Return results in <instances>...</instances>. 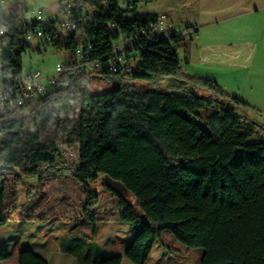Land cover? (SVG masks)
Wrapping results in <instances>:
<instances>
[{"label": "trees", "instance_id": "16d2710c", "mask_svg": "<svg viewBox=\"0 0 264 264\" xmlns=\"http://www.w3.org/2000/svg\"><path fill=\"white\" fill-rule=\"evenodd\" d=\"M140 1L157 0H133V10H121L118 0L80 2L97 11L100 23L98 30H87L83 36L94 43L93 60L107 66L112 57L118 34L108 31V22L117 19L123 33L156 22L158 14L138 12ZM178 45L176 40L144 44L138 69L116 77L122 81L119 88L93 95L89 78L83 77L21 114L0 116V229L18 210L19 183L13 175L37 176L49 165L42 177H71L85 188V213L100 200L91 184L101 181L120 198L121 222L141 227L125 255L132 264H148L165 232L188 249H202L201 264H264V142H249L256 124L216 109L209 99L145 90L137 84L149 81L159 86L165 77L178 75ZM53 46L74 53L78 40L73 36ZM30 48L19 45L15 55L0 57L1 74L21 76L23 56ZM185 80L207 96L255 110L226 94L214 80ZM209 110L213 113L205 121L201 113ZM53 125L67 127L64 133L78 142L75 166L57 169L59 150L43 141ZM125 193L137 204H131ZM10 259V251L0 249V263ZM123 262L116 256L99 264ZM18 264L49 263L26 250L19 254Z\"/></svg>", "mask_w": 264, "mask_h": 264}, {"label": "rangeland", "instance_id": "374dc122", "mask_svg": "<svg viewBox=\"0 0 264 264\" xmlns=\"http://www.w3.org/2000/svg\"><path fill=\"white\" fill-rule=\"evenodd\" d=\"M0 0V18L3 16V13L8 12L10 8L13 10L17 8H22L23 12H27L29 15H32L33 12H36L41 9H48L51 12H56L59 5V0ZM165 0L153 1L148 4L141 6L138 10L140 14L143 13H156L159 11L160 7L163 6ZM167 1V0H166ZM213 1L212 5L215 7L213 12L215 17H224L228 13L232 12L233 8L230 7L234 2L241 3V8L247 11L245 17L235 20L227 21L223 24L228 35L232 36L235 31H240V36L238 40L233 42L243 41L247 39L248 45L237 48V45L230 46L229 42H225V46L222 43H213L210 36L203 37V45H196L197 36L193 40L182 42L180 45V60H181V70L176 76L165 77L160 83L159 86L153 82L139 81L137 83L141 88L145 90H154L160 89L167 93H176L180 95H187L198 98L209 99L214 102L215 108L219 110H224L231 112L233 114L242 116L244 118L250 119L256 124V132L250 138V143H262L264 142V109L263 110H252L246 111L242 108L237 109L234 105L229 103L224 98L214 99L212 96H207L206 93L195 87L193 84H188L187 79H211L216 80L219 86L224 90L226 94L229 95V92L234 90H242L241 96L244 98L251 99L255 101L257 99L264 100V0H211ZM78 4H81L82 0H76ZM184 0H175L174 3L177 6L179 12H183ZM1 9L3 12H1ZM258 10L257 12L255 10ZM31 18V16H30ZM60 20H65L64 15H59ZM169 21L172 20L169 18ZM173 22V21H172ZM236 23V24H235ZM175 25L184 26L185 24H178L174 22ZM257 28L258 31L262 30V35L259 37L261 44L256 45L254 42V29ZM198 29L199 26H198ZM209 29V28H208ZM241 29V30H238ZM243 30H245L243 32ZM259 36V34H257ZM230 47L232 50H229ZM30 49L23 56L22 67L23 74L27 75L35 71H39L44 75H53L56 72V67L58 64H65L70 59V53L54 47V46H39L37 42H32L30 44ZM1 49V47H0ZM234 52V53H233ZM237 58V60L243 63L241 66H237L236 69L230 68L227 64L225 57ZM1 68H0V85H1ZM185 77V78H184ZM89 78L88 90L93 95H98L104 91L119 88L121 85V80L118 78H106L103 76H98L96 74ZM226 87V88H224ZM38 106V105H37ZM36 106V107H37ZM213 110L202 112V116L206 121L207 118L212 115ZM77 116L75 113L74 117ZM67 127L63 126L58 128L56 125L50 126V131L46 132L43 137L44 143H54L59 152L57 155V169H67L70 166H75L78 163V160L65 155L64 152L79 151L78 142L75 137L71 134L64 133ZM1 148V143H0ZM47 167L42 166L37 172V176H29L27 174H21L18 176L15 174L13 178L19 183L17 187V206L18 210L15 215L9 221V226L0 232V244L3 246H8L9 250L15 249V243L20 237H16L18 230L13 226L15 223L19 225L22 221L17 222L16 216L22 212L25 216L28 213L36 214V217L33 219H28L22 223H31L33 222L34 228L39 227V224L36 225V222L43 220L41 217L45 216L49 221L52 219L55 222H60L61 224H70L77 225L80 221L86 220L88 223L93 224L97 223L100 215L98 210L102 208L110 200L116 198V195L112 194L108 190L104 189L100 181L97 184H91V187L97 189L100 192L101 199L98 202L97 206L89 210L90 213H85V207L82 209V215L79 220H74L72 222L71 218H65V213H62V210L67 209V215L77 217L81 214L78 206V199L75 195L67 198L64 197L62 200L58 199L56 196H52L51 200L48 195H44L39 189L47 188H71L74 189L75 181H72L73 178H60V179H47L42 177L47 175ZM41 177V180L39 178ZM80 183V182H79ZM81 185V184H80ZM81 187L85 189L82 185ZM38 191L37 194L33 195L30 192ZM125 198L133 205L137 204V199L130 193H125ZM69 196V195H68ZM43 201H45V206L43 207ZM33 201V202H31ZM76 202L78 209L73 210V202ZM48 202L50 204L48 205ZM86 202V201H85ZM56 203L58 204L56 206ZM67 206V207H66ZM85 206V204H84ZM102 206V207H101ZM45 208H47L45 210ZM60 210V211H58ZM74 217V218H75ZM73 218V219H74ZM106 218L103 214L101 219L104 223ZM114 220L117 222L118 214L113 215ZM117 218V219H114ZM112 220V219H111ZM115 221V222H116ZM115 224V223H114ZM42 225V224H41ZM94 225V224H93ZM104 226H109L105 223ZM40 230L37 229L36 233ZM67 229H59L55 237L58 238L59 234H63ZM112 238V237H111ZM16 240V241H15ZM111 240V239H110ZM58 242V241H57ZM57 244V243H56ZM57 248V247H56ZM85 252V250H77V254ZM204 251L202 249H188L183 244L178 242L170 232H165L163 235L162 242L158 243L153 250V255L150 264H201V258ZM13 264V263H9ZM125 264H132L126 260Z\"/></svg>", "mask_w": 264, "mask_h": 264}, {"label": "built area", "instance_id": "2783aa9c", "mask_svg": "<svg viewBox=\"0 0 264 264\" xmlns=\"http://www.w3.org/2000/svg\"><path fill=\"white\" fill-rule=\"evenodd\" d=\"M2 2H4L2 0ZM121 10H133V0H118ZM139 6L145 5L140 1ZM64 15L65 20H60ZM31 16V18H30ZM97 11L78 4L76 0H62L56 12L41 9L29 15L22 8L13 10L8 16L0 18V57L15 55L19 45L37 42L39 46H53L63 43L73 36L78 47L70 53L65 64H58L53 75H44L39 71L15 77L10 72L1 75L0 116L13 113L21 114L37 105L50 95L67 90L75 79L98 76L116 78L126 77L135 72L140 65V51L144 44H154L161 40L182 42L193 40L198 27L192 24L177 26L170 22L166 14H158L154 24L146 28H136L123 33L117 19L107 23L110 33L118 36L112 44V57L107 66L99 60H93L94 43L84 40L87 30H98L100 23L96 19ZM66 51V50H65ZM68 52V51H67ZM78 160L79 151L64 152ZM49 167V165H44Z\"/></svg>", "mask_w": 264, "mask_h": 264}, {"label": "crops", "instance_id": "0c3cea01", "mask_svg": "<svg viewBox=\"0 0 264 264\" xmlns=\"http://www.w3.org/2000/svg\"><path fill=\"white\" fill-rule=\"evenodd\" d=\"M160 1V0H157ZM175 0H165L163 2V6L160 7L159 11L153 14H166L168 18H170L173 22L178 24H192L195 26H199L198 29L199 36L196 40V45H203V37L210 36L213 43H222L225 46V42H229L228 45L234 46L237 45L236 50L240 47L245 48L248 45L247 39L245 38L243 41L238 43L233 42L231 43L232 39L234 41L238 40L240 36V31H235L232 36L228 35L226 32L225 27L223 24L227 21H235L241 19L246 16L247 11L241 8V3L234 2L230 5L233 8L232 12L228 13L224 17H215L214 15V6L212 5L213 1L211 0H184V8L183 12H179L177 9L176 4L174 3ZM259 10V9H258ZM255 10L256 12L258 11ZM13 11L12 8L8 12L3 13L2 17L8 16ZM1 12L3 10L1 9ZM143 14H152V13H143ZM236 24V23H235ZM209 28V29H208ZM241 30V29H238ZM245 30H243L244 32ZM262 30L254 29V42L258 46L261 44L259 37L262 35ZM259 34V36H257ZM227 45V47H228ZM230 48V47H228ZM229 50H232L231 48ZM234 53V52H233ZM180 57V54H179ZM227 60V64L230 68L236 69L237 66H241L243 63L239 62L237 58L225 57ZM181 59V58H180ZM181 62V60H180ZM214 81H216L214 79ZM217 82V81H216ZM226 88V87H224ZM242 90H232L229 92L231 97L239 98L242 101H245L249 105H251L254 109L263 110L264 109V100H255L252 101L251 99H246L242 97L241 94ZM229 101V100H227ZM232 105V102L229 101ZM237 109L241 107L234 105ZM242 117V116H241ZM244 118V117H243ZM247 119V118H246ZM250 120V119H249ZM251 121V120H250ZM253 122V121H251ZM254 123V122H253ZM74 185V189L71 188H43L39 189L38 191L42 192L44 195H48L51 198L52 196H56L58 199H63L64 197L70 198L72 195H75L78 199V206L81 214L77 217L67 215V209L62 210V213H65V218H71L72 222L76 219L79 220L82 215V209L87 199V194L85 189H83L80 183L76 179H72ZM102 186V185H101ZM37 190L34 192H30V194L35 195L38 193ZM100 194V192H99ZM69 195V196H68ZM101 199V195H100ZM100 201V200H99ZM33 202V201H31ZM44 203L45 201L42 200ZM76 202H73V210L75 211L77 208ZM120 203L121 200L119 197L113 198L105 205V207L101 206L98 212L100 215L99 219L97 220L96 226L93 224L88 223L86 220H82L77 225H68V224H61L60 222H55L53 219L49 221L47 217L42 216L41 218L45 221L40 220V222H36V225L39 224V227L35 226L33 222L31 223H22L28 219H34L36 214L28 213L27 215H23L22 212L16 216V221H22L19 225L15 223L13 226L18 230L16 237H20L17 239L15 243V249L9 250L8 246H3L0 244V249H7L11 253V259L7 262H2L0 264H18V256L21 252L30 250L36 255L45 259L49 264H99L103 259L111 258V257H123L124 262L126 263L125 255L129 247L132 245L134 239L141 231V227L131 226L129 224H124L120 220ZM50 202H48V205ZM58 204L56 203V206ZM45 203L43 204V207ZM67 207V206H66ZM47 208H45L46 210ZM60 211V210H58ZM102 214L106 218V220L102 221L101 216ZM118 214L119 221H113V215ZM75 217V218H74ZM74 218V219H73ZM112 219V220H111ZM117 219V218H114ZM19 220V221H18ZM116 221V222H115ZM109 224V226H104L103 224ZM9 224V223H8ZM42 224V225H41ZM33 225V226H32ZM6 227L0 229V232L6 229ZM38 233L36 230L39 229ZM67 229L64 231L63 234H59L58 238L55 237L56 233L59 229ZM112 237V238H111ZM111 239V240H110ZM58 241V242H57ZM57 243V244H56ZM158 245V244H156ZM57 247V248H56ZM156 247V246H155ZM85 250V252L76 254V250ZM153 255V253H152ZM152 255L148 264L151 263ZM128 261V260H127Z\"/></svg>", "mask_w": 264, "mask_h": 264}]
</instances>
